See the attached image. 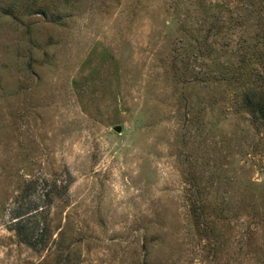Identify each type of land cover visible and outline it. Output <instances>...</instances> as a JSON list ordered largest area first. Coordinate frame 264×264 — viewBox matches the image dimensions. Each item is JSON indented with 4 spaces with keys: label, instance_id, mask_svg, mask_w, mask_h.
<instances>
[{
    "label": "rangeland",
    "instance_id": "374dc122",
    "mask_svg": "<svg viewBox=\"0 0 264 264\" xmlns=\"http://www.w3.org/2000/svg\"><path fill=\"white\" fill-rule=\"evenodd\" d=\"M258 4L0 0V264H264Z\"/></svg>",
    "mask_w": 264,
    "mask_h": 264
},
{
    "label": "trees",
    "instance_id": "16d2710c",
    "mask_svg": "<svg viewBox=\"0 0 264 264\" xmlns=\"http://www.w3.org/2000/svg\"><path fill=\"white\" fill-rule=\"evenodd\" d=\"M255 3H256V6H257V3H259L258 9H260V7L264 8V0H255ZM17 232L21 238H23L27 241H30L28 234L24 233L23 230L18 229V227H17ZM31 243L34 244L33 242H31Z\"/></svg>",
    "mask_w": 264,
    "mask_h": 264
},
{
    "label": "water",
    "instance_id": "95a60500",
    "mask_svg": "<svg viewBox=\"0 0 264 264\" xmlns=\"http://www.w3.org/2000/svg\"><path fill=\"white\" fill-rule=\"evenodd\" d=\"M118 128V130H119V127H117Z\"/></svg>",
    "mask_w": 264,
    "mask_h": 264
}]
</instances>
